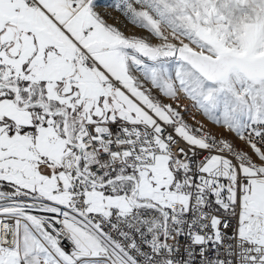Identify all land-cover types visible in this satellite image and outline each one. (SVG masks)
<instances>
[{"label": "snow or ice", "instance_id": "1", "mask_svg": "<svg viewBox=\"0 0 264 264\" xmlns=\"http://www.w3.org/2000/svg\"><path fill=\"white\" fill-rule=\"evenodd\" d=\"M0 264H264V0H0Z\"/></svg>", "mask_w": 264, "mask_h": 264}, {"label": "rangeland", "instance_id": "2", "mask_svg": "<svg viewBox=\"0 0 264 264\" xmlns=\"http://www.w3.org/2000/svg\"><path fill=\"white\" fill-rule=\"evenodd\" d=\"M110 2H111V0H100V3H101L102 6L105 5V4H108ZM109 10L111 11V9H109ZM112 15L114 17H119L121 20H123V17L120 16V14L118 12L112 11ZM110 22H112V21H110ZM199 117H200V119H204L202 116H199ZM205 123H207V121H205ZM209 127H213V126L209 125Z\"/></svg>", "mask_w": 264, "mask_h": 264}, {"label": "bare ground", "instance_id": "3", "mask_svg": "<svg viewBox=\"0 0 264 264\" xmlns=\"http://www.w3.org/2000/svg\"><path fill=\"white\" fill-rule=\"evenodd\" d=\"M197 118L200 119L199 115L197 114Z\"/></svg>", "mask_w": 264, "mask_h": 264}]
</instances>
